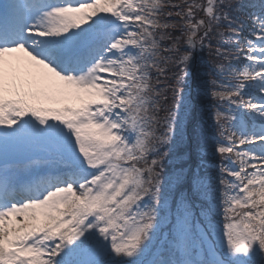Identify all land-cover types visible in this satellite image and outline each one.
<instances>
[{
  "label": "snow or ice",
  "instance_id": "obj_1",
  "mask_svg": "<svg viewBox=\"0 0 264 264\" xmlns=\"http://www.w3.org/2000/svg\"><path fill=\"white\" fill-rule=\"evenodd\" d=\"M0 264H264V0H2Z\"/></svg>",
  "mask_w": 264,
  "mask_h": 264
},
{
  "label": "trees",
  "instance_id": "obj_2",
  "mask_svg": "<svg viewBox=\"0 0 264 264\" xmlns=\"http://www.w3.org/2000/svg\"><path fill=\"white\" fill-rule=\"evenodd\" d=\"M249 0H245V3H248ZM246 34V33H245ZM215 44V41H213ZM217 57L210 55L208 50L197 51L195 56V61L193 62L192 72L194 77L202 81H209L213 79H219L216 75L215 66L220 63ZM232 63H237L232 61ZM207 86V85H206ZM195 95V92H193ZM202 103L198 105L197 108V120L201 123V126L208 130L209 134H214L213 129V118H212V106H214L217 101L213 100L210 97L200 98ZM195 163V161H194ZM221 163V158L219 155L212 154L209 150V154L204 157V165L207 172L212 176H217L219 174L218 166ZM176 166V161L171 159V156L168 160L165 161V173L173 171Z\"/></svg>",
  "mask_w": 264,
  "mask_h": 264
},
{
  "label": "rangeland",
  "instance_id": "obj_3",
  "mask_svg": "<svg viewBox=\"0 0 264 264\" xmlns=\"http://www.w3.org/2000/svg\"><path fill=\"white\" fill-rule=\"evenodd\" d=\"M0 2H2V1L0 0Z\"/></svg>",
  "mask_w": 264,
  "mask_h": 264
}]
</instances>
